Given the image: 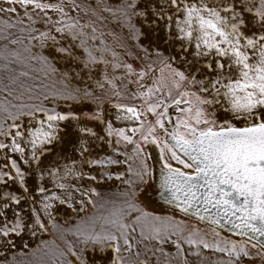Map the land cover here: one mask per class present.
Segmentation results:
<instances>
[{
  "label": "snow or ice",
  "instance_id": "1",
  "mask_svg": "<svg viewBox=\"0 0 264 264\" xmlns=\"http://www.w3.org/2000/svg\"><path fill=\"white\" fill-rule=\"evenodd\" d=\"M150 145L207 227L141 207ZM44 233L29 264H264V0H0V264Z\"/></svg>",
  "mask_w": 264,
  "mask_h": 264
},
{
  "label": "rangeland",
  "instance_id": "2",
  "mask_svg": "<svg viewBox=\"0 0 264 264\" xmlns=\"http://www.w3.org/2000/svg\"><path fill=\"white\" fill-rule=\"evenodd\" d=\"M111 28V26H109ZM116 32L121 33V40H123L124 35H126V32H121L120 29H115ZM107 43L109 44H115V41L113 40L112 37H107L106 40ZM127 43V42H125ZM145 44H147V41H144ZM118 52H122V49L118 48L116 49ZM129 62H131V60L129 59ZM137 65H139V62H137ZM158 75V72H157ZM146 83H150V79L146 80ZM133 89L135 88V85L131 86ZM109 99L111 100H115V98H105V103L103 105L105 111L107 113H110L111 110V103H109ZM123 103H139V101H120ZM153 118L151 116H149V120H152ZM114 126L115 127H134L137 126L135 123L133 122H129V121H114ZM103 128V125H100L97 128V131H100ZM100 134L103 135V132L100 131ZM122 151H127L129 154H131V149H132V145H128L127 147H125L124 145L120 146ZM68 149L69 152L71 151V145H68ZM105 151H111V149H105ZM147 151L151 154L152 159L149 160V164L154 166V174H155V169H156V165L159 164V149L156 148V146L154 145H150L147 146ZM121 159H123V157H121ZM123 170V169H121ZM154 177V175H153ZM150 183L152 184L153 188H150L147 190V197L145 198L143 195L141 196L139 203L141 205V207L144 208L145 211H149L154 213L155 215H159L162 217H168V216H172L174 217L176 220H184L187 224V229L185 231V235H187V231L191 230L193 227H199V228H205L207 227V225L204 222H199L194 218H188L185 217L182 213H179L177 210L170 208V207H166V206H161L158 202H156L152 196L150 195L151 192H153V189H156V185H155V178H152V180L150 181ZM115 185H120L119 181H109L108 185L105 186V195L109 196V197H114L115 195H118L117 193V189L114 187ZM123 185H120V188L122 189ZM64 214H63V209L60 210V213L58 215V219L63 222L64 220ZM51 231V228H50ZM218 231L221 232L222 236H227L228 238L231 239H239V237L223 232L221 229H218ZM55 239V237L53 235H50L49 233H44L42 235H39L36 238H31L29 236H25L24 237V242L28 243L29 247L24 249L22 248V244L21 241H17V245H18V249L14 250L13 252H10L8 254V259L12 260L13 256H15V261L16 264H29V261L33 259L32 253L33 251L37 248L38 245H40L43 241H48V242H52ZM58 242V241H57ZM166 250L172 251L174 252L175 249L171 248L169 246H165ZM186 249H191V251H195V246H189V245H185L184 246ZM203 254L205 256H208L210 259H216V258H226V256H224L223 254H219V253H214L212 250L210 249H203ZM22 253H26L22 254ZM188 260L190 261V264H199V259L197 257H195L194 255H191L190 253L187 256ZM2 259V258H0Z\"/></svg>",
  "mask_w": 264,
  "mask_h": 264
},
{
  "label": "bare ground",
  "instance_id": "3",
  "mask_svg": "<svg viewBox=\"0 0 264 264\" xmlns=\"http://www.w3.org/2000/svg\"><path fill=\"white\" fill-rule=\"evenodd\" d=\"M159 167H160V164L156 165V169H155V174H154V177L155 178V185H156V189L155 191L151 192L150 195L152 196V198L158 202L161 206H166V207H170V208H173L171 205H168L166 203H164L160 198H159V191H158V184H159ZM174 209V208H173ZM223 232H226L227 231L225 229H221ZM229 234H232V233H229ZM234 235V234H232Z\"/></svg>",
  "mask_w": 264,
  "mask_h": 264
}]
</instances>
